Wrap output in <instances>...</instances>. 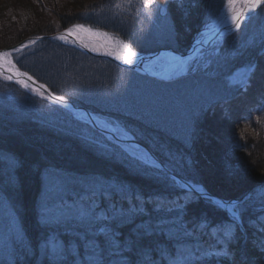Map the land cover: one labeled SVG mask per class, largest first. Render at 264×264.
<instances>
[{
  "label": "trees",
  "instance_id": "trees-1",
  "mask_svg": "<svg viewBox=\"0 0 264 264\" xmlns=\"http://www.w3.org/2000/svg\"><path fill=\"white\" fill-rule=\"evenodd\" d=\"M216 1L219 6L226 3H170L165 15L168 25H161H171V30L157 33L152 31L153 19L146 9L142 10L147 16L138 12L144 21L133 17L127 8L111 16L110 0H8L3 7L6 8L0 10V48L30 36L87 24L113 31L137 52L162 48L185 52ZM8 12L18 17L5 20L12 15ZM263 27L264 7L211 50L209 69L208 64L203 68L202 61H198L196 69H187L168 81L89 56L76 46L62 45L58 38L15 50L13 57L20 68L46 83L54 93L67 96L122 127L195 187L224 198H239L252 186L262 184L238 205L245 209L243 227L232 233L230 243L222 241L217 245L215 230L227 228L233 221L231 214L212 199L189 191L158 164L152 166L133 157L116 141L74 119L66 109L28 94L0 75V264H43L39 246L45 230L38 223L42 205L53 199L57 205L61 199L68 207H73L74 202L79 205L83 190L93 182L123 186L144 202L162 199L179 214L185 229L192 233L183 238L182 245L194 256L187 262L178 260L177 249L181 245L161 225L145 241L156 250V264H239L245 258L250 264H264V231L255 233L249 225V221L264 215V83L257 74L245 91L247 77L237 73L249 60L259 59L264 65V58L254 55L264 48V35L260 33ZM50 45L56 49L46 52ZM225 59L230 63L222 69ZM50 61L61 66L60 71ZM61 80H68L69 84L56 82ZM10 158L19 162L16 167L11 166ZM44 160L49 163L41 164ZM87 163L104 168L105 174L83 168ZM56 176L64 180L58 190L51 186ZM208 205L222 213L208 210ZM173 214L145 206L135 224L118 226L117 235L127 243L136 235V225L157 224ZM60 231L64 232L63 227ZM256 236H261V241L256 242ZM161 250L167 259H161ZM205 251L220 255L216 259L205 258ZM84 254L81 247V255Z\"/></svg>",
  "mask_w": 264,
  "mask_h": 264
},
{
  "label": "snow or ice",
  "instance_id": "snow-or-ice-1",
  "mask_svg": "<svg viewBox=\"0 0 264 264\" xmlns=\"http://www.w3.org/2000/svg\"><path fill=\"white\" fill-rule=\"evenodd\" d=\"M261 3H264V0H246L245 7L248 11H253L260 7ZM151 4L152 0H147L145 6L151 7ZM227 8L231 25L239 30L245 13L236 10L235 0H228ZM74 27L84 28L83 25ZM71 34L72 30H69L68 35ZM59 39L63 40L65 37L61 36ZM84 46L87 47V45ZM125 47L127 48L126 45ZM9 55L10 53H3L5 57ZM254 55L257 58H264V48L256 51ZM134 56L135 53L129 50L126 56L117 58L123 59L125 63H132ZM229 63L230 61L225 59L221 66L222 69H227ZM237 73L245 74L247 77L245 91L252 86L253 78L257 74L264 83V65L260 64L259 59L249 60L243 68L237 69ZM28 79L32 78L29 76ZM18 163L14 158H10L12 167H16ZM63 184V178L56 176L54 182L56 189L58 190ZM83 191L84 197H81L79 205H75L74 202L73 207H68L62 199L59 205L54 199L42 205L38 223L45 230L44 241L39 246L43 264H68V261H71V264H156V250L145 241L158 232L161 225L168 228L169 231L166 232L168 236L181 245L177 249L178 260L187 262L193 258L194 254L182 245L183 238L191 236L192 233L185 229L179 214L174 213V209L168 202L162 199L144 202L139 195H130L127 189L116 184L93 182ZM216 203L221 205L223 202L217 201ZM148 205H151L153 211H167L174 214L168 218H162L157 224L148 222L136 225V235L132 236L127 243L124 242L117 235L118 226L135 224L136 216L143 213L144 207ZM232 209L233 223L227 228L219 227L214 232L213 238L217 245L222 241L230 243L229 237L232 233L243 227L242 212L245 209L235 203ZM261 212L264 213V208ZM249 225L257 227L258 231H264V215L249 221ZM61 227L64 229L63 233L60 231ZM201 227L204 226L201 225ZM160 233L165 232L160 231ZM81 247L85 251L84 255H81ZM160 255L162 260L167 259L163 250ZM219 255L220 253L214 251L203 253L205 258L212 259H216Z\"/></svg>",
  "mask_w": 264,
  "mask_h": 264
},
{
  "label": "rangeland",
  "instance_id": "rangeland-1",
  "mask_svg": "<svg viewBox=\"0 0 264 264\" xmlns=\"http://www.w3.org/2000/svg\"><path fill=\"white\" fill-rule=\"evenodd\" d=\"M8 0H0V10H3L6 8V3H7ZM112 4L111 6V9L109 11V14H111V16H114V15H117L120 13V11L122 9H125L126 11V8H127V12L130 10L132 11V13L134 14L133 17H139V14L138 12L140 11H143L142 9H146V11L148 13L151 14L150 17H152V23L154 24V28H152V31L153 32H162L161 30H171V25L169 26V28H166V27H163L161 25V22L163 23H166L168 25V23L165 21V15L167 14L168 12V8H169V5L170 3H172L173 1H176V0H173L171 1L167 6H166V9L163 8V4H159V0H154L151 4V7H147L145 6L146 5V2L145 0H110ZM181 1V0H179ZM164 2V0H163ZM217 3V4H216ZM4 4L5 5V8L4 7ZM206 4V3H205ZM227 4H228V0H226V3L223 4L222 6H219V2L216 1L214 4H212L210 6V12L208 13V16L206 18V21H205V25L201 28L199 27L197 29V32L195 33V36H198V37H202L204 32L207 30V29H211V28H214L217 24V22L221 21L225 16L229 15V10L227 8ZM246 4V0H235V8L237 11H239L240 9L243 8V6ZM207 5V4H206ZM264 7V3H263V6L260 7V9H258L255 13L251 14L250 16L246 17L243 19V22L241 23L240 27L242 26V24L244 23V21H247V19L251 16H253L254 14L258 13L259 11H261V9ZM207 10V8L205 9ZM126 12V13H127ZM135 12V13H134ZM144 12V11H143ZM9 14H12V15H7L8 17H5V20L7 19H11V17H16L17 15H14V12H8ZM6 13V14H8ZM128 14V13H127ZM144 15L147 16L144 12ZM0 16H2V14H0ZM10 16V17H9ZM18 17V16H17ZM141 18V17H139ZM16 19V18H15ZM14 19V20H15ZM141 20L144 21V18H141ZM146 22H149V20H145ZM14 22V21H12ZM120 23V20L118 21L117 24ZM123 24V23H122ZM151 24V23H150ZM76 25H83L84 28L83 29H76L73 25L71 26V29L75 34H77L79 37H81L84 42L94 51L96 52L97 54L99 55H111V54H114V55H119V54H126L129 52V50H131L132 52H134L135 50H133L132 46L126 42L123 38L119 37L118 35L114 34L113 31H110V30H104V29H97V28H94L90 25H87V24H76ZM152 25V24H151ZM156 25V26H155ZM152 27V26H151ZM149 27V28H151ZM235 32H237V29H234L233 31H231V33H228V35L226 36H222V38L218 39L212 46L210 47H207V48H202L201 50H198V53L196 54V56L189 60L188 64L184 67H181L180 70L178 72H174L170 75V77L167 79V80H161V81H168L169 79H174L176 78L177 76H180L182 74H184L187 69H196L197 67V64L199 63L198 61H202V66L204 68V66H206L208 64V67L207 69L210 68L211 64H212V55H213V51H211L214 47L218 46L219 43L223 40V38L227 37V36H231L233 35ZM261 35H264V27L261 29ZM43 36V35H42ZM32 37V36H30ZM37 37V36H36ZM25 39H28V38H24L22 39L21 41L25 40ZM50 39H53V38H50ZM50 39H44L42 42L46 41V40H50ZM194 39V38H193ZM254 40V36L252 38ZM251 39V40H252ZM61 40V39H59ZM20 41V42H21ZM193 42V41H192ZM191 42V43H192ZM41 43L40 42H35L33 44H31V42H28L26 45L28 48L30 47H33L35 46L36 44H39ZM48 45V44H47ZM62 45H66V46H69V47H73L75 46L73 44V42L69 39V38H65L63 39V42H62ZM125 45L127 46V48L125 47ZM46 52H48L49 50L50 51H53L55 48V45H50L48 47L45 48ZM93 57V56H92ZM97 58V57H95ZM81 59V58H80ZM82 60V59H81ZM110 61V60H108ZM195 64H192V62H195ZM112 62V61H110ZM48 63V61H47ZM114 63V62H112ZM50 64L52 66H55L57 68V71H60L61 69V66H58V64L55 62V61H50ZM116 64V63H115ZM204 64V65H203ZM165 65V61L163 60H160L158 62H155V63H152L150 65H148V69L150 68L152 71H158L160 70L163 66ZM119 66V65H118ZM149 69V70H150ZM206 69V70H207ZM64 70H62L63 72ZM135 71V70H134ZM137 72V71H136ZM195 72V71H194ZM54 73V71H53ZM65 73V72H64ZM140 73V72H138ZM211 73V71H209V73L207 75H209ZM55 74V73H54ZM142 74V73H141ZM51 75V73H50ZM144 75V74H143ZM52 76V75H51ZM58 83H61V84H69L68 80H61V81H56ZM74 84V83H73ZM71 87H74L73 85ZM26 92H28V94L30 95H33L35 96V94H33L34 92L36 93V89L33 90V88H23ZM67 91V90H66ZM74 92H73V89H71V92L70 94L72 95ZM64 96V95H63ZM67 97V96H65ZM43 100V99H41ZM49 103V102H48ZM52 104V103H51ZM88 109V108H86ZM90 112H92L90 109H88ZM94 113V112H92ZM96 114V113H94ZM97 115V114H96ZM73 118L80 121V122H83L85 124H88L90 125V123L86 122L83 118H79L77 117L76 115L72 114ZM99 116V115H98ZM101 117V116H100ZM104 118V117H103ZM106 119V118H105ZM68 125L71 124V121H68L67 122ZM91 126V125H90ZM115 127L117 128V130L127 136H130L132 137L129 133H127L122 127L120 126H117L115 125ZM94 128V127H93ZM101 133V132H99ZM105 136L104 133H101ZM107 137V136H106ZM111 139V137H109ZM134 138V137H132ZM135 139V138H134ZM90 142V141H88ZM92 143V142H91ZM118 143V142H117ZM120 145H122L124 147L125 150L129 151V153L135 157V158H138L139 160H142V161H145V162H148L149 164H151L152 166H155V165H159L160 167H162L160 165V163L158 161H156V159L148 152L146 151V149L144 148H138V147H134V146H131V145H128V144H122V143H119ZM91 146V145H90ZM146 146V145H145ZM147 147V146H146ZM148 148V147H147ZM149 149V148H148ZM82 150H85L82 148ZM150 150V149H149ZM88 152H91L89 151L88 149L86 150ZM152 152V150H150ZM154 154V152H152ZM157 157V156H156ZM158 158V157H157ZM56 160V159H55ZM159 161H161L159 158H158ZM53 161H51L52 163ZM162 162V161H161ZM41 164H48L49 162H47L46 160H44L43 162H40ZM163 163V162H162ZM89 164V165H87ZM85 165H83L82 167L85 168V169H90L91 172H102L104 173V168L102 167H97V166H91L90 163H87ZM57 166L59 165L56 164ZM40 166V165H38ZM165 170V169H164ZM202 170V169H201ZM169 173V172H168ZM105 174V173H104ZM201 178V177H200ZM264 182V181H263ZM260 184H262V182L252 186V188L249 189V191H252L254 190L256 187H258ZM51 186H54V184H52ZM232 207H229V209H231ZM28 216V214H27ZM239 264H248L247 261H246V258H245V261L242 259L239 261Z\"/></svg>",
  "mask_w": 264,
  "mask_h": 264
},
{
  "label": "water",
  "instance_id": "water-1",
  "mask_svg": "<svg viewBox=\"0 0 264 264\" xmlns=\"http://www.w3.org/2000/svg\"><path fill=\"white\" fill-rule=\"evenodd\" d=\"M258 9H259V7L256 8L255 10H253V11H248L247 8L244 6L241 10H239V12H244L245 13L244 18H246V17L250 16L251 14L255 13ZM228 29H229V31L231 33V31H233L235 29V27L231 25ZM212 31H214V32L211 33V35H209V36L208 35H204V36L198 38V40L196 38L185 53L177 52V51H174V50H171V49H163L161 51L152 52V53L135 54V56L136 55L143 56V55H148V54H159V53H162V52H169V53H172L174 55H178V57H180L179 60L175 62V65H179L180 63H182L185 60L192 59L195 56V54L197 53L198 50H200L202 48H207V47L212 46L218 39H220V38H222V36H224V33H225L226 30L224 28H221V27H219V28L216 27V28L212 29ZM60 35L69 36L86 53H88V54H90L92 56H96V57H100V58H105V59L111 60V61L117 63L120 66L139 71L140 73L145 74V75H147L149 77L157 78V79H160V80H167L170 77V75L173 73V72L172 73H167L165 75L164 70H165V68H168L169 65L164 66L161 70L156 72V71L149 70L148 67H145L143 64L138 65L137 63H125L123 59L117 58V57L126 56L127 54H121L120 56L119 55L118 56H114V55H102V56H100V55L94 54L88 47L84 46L85 44L81 40V38H77L73 34L68 35L67 31L58 32V33L50 35V36H40V37L28 38V39H25L22 42L17 43V44H15L13 46L0 49V53H10L13 49L21 47L24 42H26V41H28L30 39H33L36 42V41H39V40H42V39L57 37V36H60ZM9 57H10V61H11V62L10 61L9 62L12 63V64L0 65V73L2 75H4L7 79L12 80L15 83H19L21 85L31 87L33 89H39V90L44 91V93L47 95V97H43V98L51 100V101H54V102L62 105L63 107L69 109L72 113H74V110H78V111L84 112L86 114V118L84 120L86 122L90 123L98 131H100V132H102V133L114 138L117 141L129 142V143H131L133 145H137V146H139L141 148L146 149V151H148L156 159V161H158L160 163V165L166 171H168L175 179H177L182 184H184L188 189L194 191L195 193H197V194H199L201 196H207V197H211V198H214V199H218L215 196H213L212 194H210L209 192H204V191L195 189L186 180H184L180 176L176 175L164 163L159 161L158 158L141 142H139V141H137L135 139H132V138H128V139L125 138L124 139L119 134H117L115 132L108 131V130H105V129H102L101 127H99L97 125V123L95 122V117H96L95 114H93L92 112H90L88 109H86L83 106L75 105L72 101H70L69 99H67L65 97L55 95L46 85H44L43 83H40L37 79H35L28 72H25V71L21 70L14 63V61H13V59L11 57V54L9 55ZM173 66H174V64H173ZM21 74H25V75H21ZM29 76L32 78L31 80L28 79ZM41 86H43V87H41ZM242 199H243V197L240 198V199H237V200L241 201ZM221 201H223V200H221Z\"/></svg>",
  "mask_w": 264,
  "mask_h": 264
},
{
  "label": "bare ground",
  "instance_id": "bare-ground-1",
  "mask_svg": "<svg viewBox=\"0 0 264 264\" xmlns=\"http://www.w3.org/2000/svg\"><path fill=\"white\" fill-rule=\"evenodd\" d=\"M154 0H152V2H153ZM172 0H164V2H165V4H169L170 2H171ZM145 2L147 3V0H145ZM261 6H263V4L261 3V5H260V7ZM259 7V8H260ZM231 26V21H230V19H229V15H227V16H225L221 21H219V22H217V24H216V26L214 27V28H219V27H221V28H224L226 31H225V33H224V36H226V35H228V33H230V31H229V27ZM214 28H212V29H214ZM212 29H207L204 33H205V35H211V33H213L214 31H212ZM198 36H197V40H198ZM16 44V43H15ZM10 47V46H9ZM179 58L180 57H178V55H174V54H172V53H169V52H162V53H159V54H148V55H143V56H140V55H137V56H134L133 58H132V62L133 63H137L138 65H141V64H143V65H146V66H148V65H150V64H152V63H155V62H158V61H160V60H163V61H165V64H167V65H169L168 66V68H165V70H164V72H165V75L167 74V73H172V72H176V71H179L180 70V68H181V66L183 65V66H185V64L188 62V60H185V61H183L182 63H180L179 65H175V62L176 61H178L179 60ZM10 61V57L9 56H7V57H5V56H3V53H0V65H7V64H12V63H10L9 62ZM173 64H174V66H173ZM253 105V104H252ZM74 113L76 114V116L77 117H79V118H85V116H86V114L84 113V112H81V111H78V110H75L74 111ZM96 118V117H95ZM95 122L97 123V125L99 126V127H101L102 129H105V130H108V131H112V132H115V133H118V134H121L122 136H124V137H127L128 138V136L127 135H125V134H123V133H121V132H119L118 130H117V128L116 127H114V126H111L110 124H108L106 121H104V120H101V119H98V118H96L95 119ZM125 139V138H124ZM136 147V146H135ZM154 155L156 156V154L154 153ZM211 158V157H210ZM211 160V159H210ZM211 162H215V161H213V160H211ZM164 163V162H163ZM165 164V163H164ZM213 163H211V165H212ZM166 165V164H165ZM167 166V165H166ZM168 167V166H167ZM163 168V167H162ZM169 168V167H168ZM164 169V168H163ZM174 172V171H173ZM175 173V172H174ZM176 175H178L177 173H175ZM178 176H180V175H178ZM181 177V176H180ZM183 178V177H182ZM203 189V188H202ZM203 191L204 192H209L210 194H212L213 196H215L216 198H218V199H212L215 203L217 202V201H221V200H223V201H221V202H223L221 205H219L220 207H222L224 210L226 209V208H228V207H232V205L235 203V204H237V205H239L241 202L240 201H238L237 200V198L236 197H233V198H224V197H221V196H219V195H217L216 193H211L210 191H208V190H205V189H203ZM251 191H247V192H245L242 196H244V195H248L249 193H250ZM209 198V197H208ZM238 201V202H237ZM237 202V203H236ZM217 205V204H216ZM218 206V205H217ZM207 209L208 210H215L218 214H221L222 213V211H220L219 210V208H215V207H213L212 205H208L207 206ZM253 229H254V231H255V233H257L258 232V230H257V227H252ZM261 234V233H260ZM255 240H256V242H259V241H261V236H256V238H255ZM7 264H12V262H6ZM14 264H18V262H13ZM247 263L248 264H250V261H249V259H247Z\"/></svg>",
  "mask_w": 264,
  "mask_h": 264
}]
</instances>
